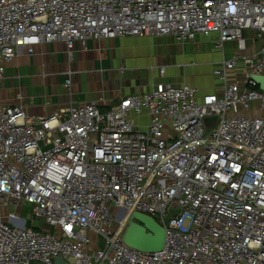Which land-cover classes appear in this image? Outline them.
<instances>
[{
  "label": "built area",
  "instance_id": "built-area-1",
  "mask_svg": "<svg viewBox=\"0 0 264 264\" xmlns=\"http://www.w3.org/2000/svg\"><path fill=\"white\" fill-rule=\"evenodd\" d=\"M246 31L264 36V0H0V82L43 43L71 56L92 39L217 34L222 47ZM239 64L244 80L229 81ZM213 74L222 93L201 101L159 83L106 111L94 101L31 117L0 102V214L12 209L0 216V264H264V117L242 113L264 111L253 79L264 45ZM25 207L49 229L26 227ZM133 213L164 229L160 251L124 243Z\"/></svg>",
  "mask_w": 264,
  "mask_h": 264
},
{
  "label": "crops",
  "instance_id": "crops-1",
  "mask_svg": "<svg viewBox=\"0 0 264 264\" xmlns=\"http://www.w3.org/2000/svg\"><path fill=\"white\" fill-rule=\"evenodd\" d=\"M217 40V34L187 43L170 36L92 39L77 43L71 56L61 42L43 43L34 55L22 53L5 66L0 102L22 106L31 117L50 116L94 101H101L100 109L106 111L120 97L146 94L159 83L196 88L201 101L222 93V83L213 74L222 61L256 54L264 45V36L255 31H246L243 41L222 47ZM244 70L239 64L229 81L242 82ZM242 113L264 117L258 102Z\"/></svg>",
  "mask_w": 264,
  "mask_h": 264
},
{
  "label": "water",
  "instance_id": "water-1",
  "mask_svg": "<svg viewBox=\"0 0 264 264\" xmlns=\"http://www.w3.org/2000/svg\"><path fill=\"white\" fill-rule=\"evenodd\" d=\"M253 79L261 86V89H264L263 77H253ZM213 121H216V119ZM123 241L133 249L152 253L163 248L165 231L154 219L139 213H133L127 218ZM54 264L68 263L61 256H58L54 259Z\"/></svg>",
  "mask_w": 264,
  "mask_h": 264
},
{
  "label": "rangeland",
  "instance_id": "rangeland-1",
  "mask_svg": "<svg viewBox=\"0 0 264 264\" xmlns=\"http://www.w3.org/2000/svg\"><path fill=\"white\" fill-rule=\"evenodd\" d=\"M9 211H12V209L3 210L0 216L5 217ZM170 212L172 211H169V213ZM177 213L178 212H173V214H177ZM31 215H32V211L28 207H25L22 212V218L27 220L26 227H32L35 224L36 228H40V229L45 228V225L43 222L36 221L35 223H31V220H30ZM69 262L73 264V260L69 259Z\"/></svg>",
  "mask_w": 264,
  "mask_h": 264
},
{
  "label": "bare ground",
  "instance_id": "bare-ground-1",
  "mask_svg": "<svg viewBox=\"0 0 264 264\" xmlns=\"http://www.w3.org/2000/svg\"><path fill=\"white\" fill-rule=\"evenodd\" d=\"M125 221H127V217H126Z\"/></svg>",
  "mask_w": 264,
  "mask_h": 264
}]
</instances>
